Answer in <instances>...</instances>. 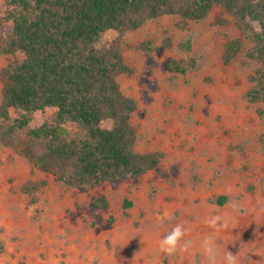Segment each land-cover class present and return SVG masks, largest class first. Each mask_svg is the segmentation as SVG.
Here are the masks:
<instances>
[{
	"label": "rangeland",
	"instance_id": "374dc122",
	"mask_svg": "<svg viewBox=\"0 0 264 264\" xmlns=\"http://www.w3.org/2000/svg\"><path fill=\"white\" fill-rule=\"evenodd\" d=\"M6 16L0 0V70L23 59L3 51L13 27ZM180 21H148L121 45L133 69L118 80L137 104L135 149L164 152L156 170L118 187L81 191L0 144V264H213L203 249L206 237L214 244L215 264H224L227 252L237 264H264V104L246 97L260 64L248 58L245 42L223 65L226 43L241 35L223 8L186 27ZM116 37L108 32L102 43ZM187 61L196 67L185 76L167 69L170 62ZM2 88L0 79V105ZM41 122L38 113L31 125ZM42 181L47 185L32 192ZM102 196L109 207L92 208L91 198ZM221 196L228 201L218 206ZM125 200L131 202L127 210ZM213 215L227 227L210 226ZM175 225L185 229L188 246L165 255L160 240Z\"/></svg>",
	"mask_w": 264,
	"mask_h": 264
},
{
	"label": "trees",
	"instance_id": "16d2710c",
	"mask_svg": "<svg viewBox=\"0 0 264 264\" xmlns=\"http://www.w3.org/2000/svg\"><path fill=\"white\" fill-rule=\"evenodd\" d=\"M12 31L4 53L21 61L0 70V144L26 158L58 182L81 191L103 184L118 187L156 170L162 151L140 153L132 124L136 102L119 83L133 73L125 62L123 37L146 22L180 16L178 26L201 21L219 6L229 13L240 37L228 41L222 63L228 66L250 43L248 58L260 64L246 97L264 104V0H5ZM117 37L102 43L108 32ZM188 45L190 43L188 42ZM194 61L170 62L167 69L185 76ZM47 112H50L47 114ZM39 126H32L36 114ZM263 114V111H259ZM105 124H107L105 126ZM264 143V132L261 136ZM46 181L33 186L37 191ZM228 198L215 203L223 206ZM92 208L107 209L105 196ZM131 202L124 201V209Z\"/></svg>",
	"mask_w": 264,
	"mask_h": 264
},
{
	"label": "clouds",
	"instance_id": "9594fccd",
	"mask_svg": "<svg viewBox=\"0 0 264 264\" xmlns=\"http://www.w3.org/2000/svg\"><path fill=\"white\" fill-rule=\"evenodd\" d=\"M207 223L212 227H227L226 221L220 215L211 216ZM184 236L185 229L181 225H175L162 236L159 244V251L165 255L170 256L177 251V248L179 245H181V243H183L186 248L188 246V242L183 240ZM203 249L208 259L212 261L213 264H215L216 252L214 244L210 238H205L203 242ZM224 264H237L235 255L231 252H227L224 256Z\"/></svg>",
	"mask_w": 264,
	"mask_h": 264
}]
</instances>
